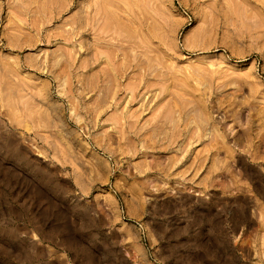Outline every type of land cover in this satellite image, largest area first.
<instances>
[{"label": "rangeland", "instance_id": "1", "mask_svg": "<svg viewBox=\"0 0 264 264\" xmlns=\"http://www.w3.org/2000/svg\"><path fill=\"white\" fill-rule=\"evenodd\" d=\"M0 264H264V0H0Z\"/></svg>", "mask_w": 264, "mask_h": 264}]
</instances>
